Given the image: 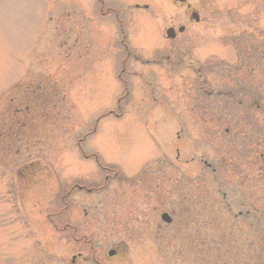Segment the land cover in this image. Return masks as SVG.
<instances>
[{"label": "rangeland", "instance_id": "1", "mask_svg": "<svg viewBox=\"0 0 264 264\" xmlns=\"http://www.w3.org/2000/svg\"><path fill=\"white\" fill-rule=\"evenodd\" d=\"M99 1L103 8H113L112 16L117 12L122 17L131 58L120 77L123 84L116 79L117 61L126 53L112 46L120 39L117 25L108 18L95 19L96 0H0V264H200L197 239L206 242L229 229L237 242L249 236L252 241L249 214L237 215L251 206L264 208L258 170L246 164L248 151L240 152L231 135H223L226 124L217 126L200 105L191 106L195 80L190 84L184 60L172 65L186 56L185 49L172 47L164 33L184 25L178 17L185 5L173 0ZM187 1H206L216 11L250 12L256 27L264 29V0ZM134 5L148 7L147 21L130 17ZM196 45L193 62L201 56ZM30 80L42 87L53 83L47 104L14 116L10 94L27 88ZM256 81L263 86L262 79ZM250 94L241 109L264 129V90ZM29 113L26 128L14 133L12 119ZM262 137L249 150L251 157L252 152L264 154ZM87 155L96 156L103 167H116L119 175L97 193L73 198L78 216L88 208L92 219L78 217L80 235L72 239L54 229L53 217L63 188L73 182L102 185L105 173ZM229 159L233 166L223 165ZM32 163L37 184L28 190L18 185L17 192L14 169ZM139 173V181L129 182ZM241 183L251 192L243 209L238 207ZM171 200L189 202L196 217L183 216L184 226L175 219L156 239L159 216L170 211ZM236 249L234 264H253L247 249ZM108 250L115 252L111 258ZM77 254L82 259L71 263Z\"/></svg>", "mask_w": 264, "mask_h": 264}, {"label": "flooded vegetation", "instance_id": "2", "mask_svg": "<svg viewBox=\"0 0 264 264\" xmlns=\"http://www.w3.org/2000/svg\"><path fill=\"white\" fill-rule=\"evenodd\" d=\"M173 3L179 4L177 0H173ZM179 5H185L179 7L184 11L178 17L184 25L177 26L175 29L170 28V38L166 41L172 47L183 45L186 56L181 58L179 62L173 60L172 65L177 66L184 60V68L189 72L187 73L190 84H192V80H195V86L190 85V91L194 93L189 96V102L192 101L193 96L196 97V99L194 98L195 103L191 106L200 105L205 113L204 116L208 118V114H210L212 116L208 118L210 122L220 126L224 121L223 116H227L224 112L230 114L238 112L242 103L240 99L250 97V90H264V29L256 27V23L253 22L254 14H250V12L247 15H240L239 12H232L231 9L226 10L227 12L216 11L208 6L206 1L189 3L184 0ZM148 10L147 6L134 5L129 15L131 18L134 16L144 22L148 19V15H145L144 12ZM94 15L96 16L95 19L99 17L108 18L117 25L120 39L113 40L112 46L123 48L126 53L124 56L120 55V59L117 61L120 67L117 78L120 79L121 74L126 69L125 63L131 59L127 53L126 35L121 27L122 17L118 18L116 14L112 16L110 8H103L102 6L97 9V13ZM174 20L175 16L171 17L170 21L173 22ZM194 44L200 47L201 52L200 58L195 62L191 60V49ZM118 48L117 50H119ZM133 58L136 59L137 57L133 56ZM259 79L263 80L262 87L256 81ZM31 81L28 82L27 88L15 89L10 94L9 100L13 106L12 115L18 116L23 111L42 109L46 106L49 89L53 90V83L50 85L45 83L42 87L41 84L34 85V82ZM29 115L30 113L21 120L12 119L14 133H20L23 128H26L28 121H31V119H27ZM1 134L2 132L0 137ZM33 170L34 167L32 166L15 168L16 189L19 186L28 189L34 181V175H36ZM94 191L93 185L86 187L85 184L78 182H73L70 188L60 190L57 211L54 215L56 227H59L58 233L71 238L80 235L77 219L80 217L81 220L90 221L92 209L84 208L78 216V210L72 200L80 193L89 196ZM168 213L171 214V212ZM165 226L156 225L158 229L156 234L160 233ZM74 257L73 255L70 260L71 263L75 261L76 258ZM95 263L100 264L99 261Z\"/></svg>", "mask_w": 264, "mask_h": 264}, {"label": "trees", "instance_id": "3", "mask_svg": "<svg viewBox=\"0 0 264 264\" xmlns=\"http://www.w3.org/2000/svg\"><path fill=\"white\" fill-rule=\"evenodd\" d=\"M255 128V126H254ZM260 131V134L263 133L262 130ZM251 139V137H250ZM238 149L242 150V147H239ZM264 160V158H262ZM260 159L259 156H255L253 158L254 164L259 165L260 168L258 170V174L256 176L257 180L256 182L259 183L262 186V189L264 190V161ZM224 164L229 163L230 166L231 160H227L225 162H222ZM238 167V166H237ZM217 184V182H214ZM239 190L237 193L239 194L240 199L238 200L239 208L243 209L244 207H247L246 200L250 198V191L246 185L237 184ZM203 188H199V192L201 193V198L203 197ZM261 189V190H262ZM217 193L219 194V189H217ZM227 192L221 193V200L227 207V211L229 212V205L225 203L226 201V195ZM264 194V193H263ZM191 207V205H190ZM262 207V206H261ZM246 213L242 215L241 213L237 215L239 216H250V208L248 207L246 210ZM184 214H188L187 212H182ZM192 218H195L196 215L191 214ZM247 218V217H246ZM248 228L249 230H252L254 233V241L251 242V237L245 238L240 243L235 240L234 234L229 229H224L221 231L220 235H216L213 238L210 237L209 240L205 242L203 238L197 239L196 248H198V254L197 257L199 259L200 264H228V261H230V264L235 263V258L239 255V251L237 252L236 248H242L247 249V259L249 263L253 264H264V208H261L260 210H254V218L252 221H248ZM255 249L254 255L251 251V248ZM253 255V257H252ZM205 256V257H204Z\"/></svg>", "mask_w": 264, "mask_h": 264}, {"label": "water", "instance_id": "4", "mask_svg": "<svg viewBox=\"0 0 264 264\" xmlns=\"http://www.w3.org/2000/svg\"><path fill=\"white\" fill-rule=\"evenodd\" d=\"M161 220L164 221V222H167V223L170 222V219L168 218V216L166 214H163L161 216ZM108 255L109 256H112L113 255V252H108Z\"/></svg>", "mask_w": 264, "mask_h": 264}]
</instances>
